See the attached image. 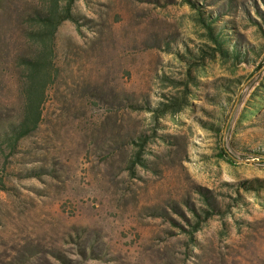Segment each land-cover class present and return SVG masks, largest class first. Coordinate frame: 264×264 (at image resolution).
Masks as SVG:
<instances>
[{"label": "rangeland", "instance_id": "374dc122", "mask_svg": "<svg viewBox=\"0 0 264 264\" xmlns=\"http://www.w3.org/2000/svg\"><path fill=\"white\" fill-rule=\"evenodd\" d=\"M190 1H75L81 24L57 30L37 128L0 150V264H264V186L241 184L264 181V162L238 150H264V0ZM49 7L0 0L3 145L25 118ZM200 10L245 60L212 56ZM183 89L175 114L130 106ZM202 193L217 211L191 236Z\"/></svg>", "mask_w": 264, "mask_h": 264}, {"label": "trees", "instance_id": "16d2710c", "mask_svg": "<svg viewBox=\"0 0 264 264\" xmlns=\"http://www.w3.org/2000/svg\"><path fill=\"white\" fill-rule=\"evenodd\" d=\"M50 7L49 11L44 14H40L35 18L37 21V29L33 31V34H36L38 38H40V52L37 56L26 59V68H27V76H26V111L25 118L21 123L12 125L10 131L7 134H2L4 136V144L0 142V150L3 149L2 146H5L6 149H13L17 142L22 138L29 135L33 130H35L38 126V118L40 116L39 106L41 99L44 93V85L48 81L51 72L47 69V65L51 66V61L53 58V46L54 39L57 33L59 26L62 22L69 20L79 26L80 21L79 17L73 12L74 4L76 0H49ZM190 1V0H189ZM194 6L196 5L192 0L190 1ZM59 4H62V8L57 10ZM198 20L202 23L204 28L206 29V35L209 41L213 44V53L212 56L219 54V56L232 57L237 60H245L244 57H240L239 53H237L235 48L228 47L227 33L224 32V25H216L215 18H210V16H204L203 12L200 10L198 13ZM187 87V86H186ZM188 93L189 89H183L182 94L180 96H174L169 98L168 101H158V105H139L138 103H130L131 107H143L146 108L151 113L157 115H164L166 113L175 114L180 112L182 109L188 106ZM242 118H248L247 115H242ZM165 137V136H164ZM130 140V139H129ZM135 142V145L138 146V149L135 153V157L133 160L140 163L142 160L139 156V151L144 148V144L146 143L145 137L139 138V141H131ZM234 146L233 144L231 145ZM237 150V149H235ZM244 156L255 157L254 159H258L261 162H264V150L256 151L250 148L242 147L238 149ZM225 151V150H224ZM226 159L231 161L233 157L228 153ZM2 188L6 189V184L1 182ZM254 181L257 185H254ZM254 181H245L242 182V186L244 188H258L264 186V181L254 180ZM203 203L199 205L198 210H193V222L191 225V229L187 232L192 236L194 232H197L203 222L207 221L211 218L215 212L217 211L215 205L209 200V197L202 193Z\"/></svg>", "mask_w": 264, "mask_h": 264}]
</instances>
